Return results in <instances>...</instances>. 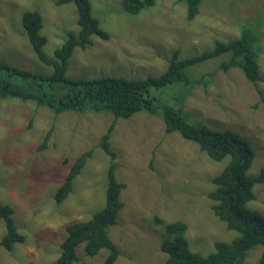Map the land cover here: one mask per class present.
I'll return each mask as SVG.
<instances>
[{"label":"rangeland","instance_id":"1","mask_svg":"<svg viewBox=\"0 0 264 264\" xmlns=\"http://www.w3.org/2000/svg\"><path fill=\"white\" fill-rule=\"evenodd\" d=\"M90 1L109 37L92 35L85 48H74L67 65L72 78L159 76L173 51L186 58L211 49L216 39L236 38L249 16L261 25L263 80L258 86L238 67L227 72L217 69L228 57L222 54L189 68L193 75L215 71L207 86L191 89L183 109L190 121L240 133L255 150L249 173L264 168V102L258 91L264 95V0H203L191 20L185 4L177 0H156L139 13L126 11L123 0ZM32 9L43 16L42 33L48 37L44 51L54 57V50L69 35L79 34L77 7L56 0H0V60L48 74L52 66L37 58L22 25L23 11ZM175 85L181 84L154 93L162 102L175 103ZM113 118L111 113L94 111L56 114L33 101L0 98V200L13 206L15 223L26 236L12 250L0 245V264H52L61 252L66 225L90 218L105 205L110 157L98 141ZM111 147L116 153V177L125 183L123 207L109 231L119 250L113 264H165L155 215L165 221H186L190 247L204 256L214 251L216 240L230 241L237 235L213 213L208 196L215 187L212 177L229 157L211 159L177 131L166 133L161 115L146 111L116 120ZM88 149L93 153L75 178L73 190L58 203L57 188L74 160ZM254 191L256 198L249 204L264 214V182L256 183ZM5 230L0 219V241ZM259 247L248 253L245 264H256ZM76 249L80 259L74 264H103L107 255L106 249L93 257L82 245Z\"/></svg>","mask_w":264,"mask_h":264},{"label":"trees","instance_id":"2","mask_svg":"<svg viewBox=\"0 0 264 264\" xmlns=\"http://www.w3.org/2000/svg\"><path fill=\"white\" fill-rule=\"evenodd\" d=\"M177 1L185 4L189 20L200 12L203 2ZM56 2H72L76 5L80 28L78 36L69 35L54 50V57H49L44 51L48 37L42 33L44 21L41 12L36 9L23 11L21 20L29 42L37 58L52 66V71L48 74L33 72L0 60V98L33 101L38 106L51 108L56 114L65 111H94L111 113L114 118L98 141V146L110 157L105 205L90 218L66 225L67 234L61 243V252L52 264H74L80 259L76 249L79 245L91 257L106 249L103 264H113L117 260L119 250L109 231L117 223L123 207L121 193L125 183L116 177V153L111 147V136L117 119H128L140 111L161 115L166 133L177 131L185 139L196 142L200 150L211 159L222 161L229 157L224 167L212 177L215 187L208 196L212 200L213 213L226 223L228 229L236 231L237 235L230 241L216 240L214 251L204 256L190 247L186 221H165L155 215L153 221L160 226V249L167 256L165 264H245L248 253L257 246L262 248L259 247L261 254L256 264H264V214L249 204L256 198L255 184L264 182V168L255 175L249 173L255 157L251 142L235 130H218L205 123L190 121L183 109L191 89L198 85L207 86L215 71L193 75L189 68L222 54H228V57L221 60L217 69L227 72L238 67L250 82L258 86L263 80L259 61L262 26L249 16L236 38L228 41L216 39L211 49L186 58H179V51L175 50L166 70L159 76L72 78L67 75V65L74 48H85L92 42V35L108 38L109 33L93 14L90 0ZM155 2L156 0H123V8L129 13H139ZM173 84H181L173 86L178 89L175 103L160 101L154 91ZM258 91L264 102L261 89L258 88ZM92 153L93 149L82 152L71 164L65 180L54 194L58 203L73 190L75 178ZM14 212L11 204L0 200V219L4 220L6 227L0 245L7 250H12L26 238L15 223Z\"/></svg>","mask_w":264,"mask_h":264}]
</instances>
